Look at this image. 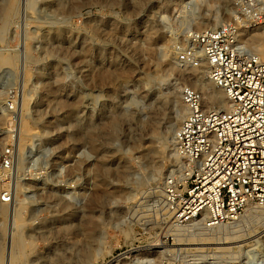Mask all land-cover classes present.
<instances>
[{
    "label": "rangeland",
    "instance_id": "rangeland-1",
    "mask_svg": "<svg viewBox=\"0 0 264 264\" xmlns=\"http://www.w3.org/2000/svg\"><path fill=\"white\" fill-rule=\"evenodd\" d=\"M231 1L214 29L226 24ZM218 12L215 0H0V264H244L186 252L146 258L149 249L195 247L177 244L202 232L189 228L177 241L163 214L171 215L169 193L182 188L171 135L188 113L180 119L183 91L203 103L184 74L200 65L191 36L208 31L200 20ZM247 49L264 57V41ZM174 87L179 107L151 123L152 103ZM23 120L33 132L20 148ZM92 197L100 201L91 205ZM260 209L247 205L222 226L258 232Z\"/></svg>",
    "mask_w": 264,
    "mask_h": 264
},
{
    "label": "built area",
    "instance_id": "built-area-1",
    "mask_svg": "<svg viewBox=\"0 0 264 264\" xmlns=\"http://www.w3.org/2000/svg\"><path fill=\"white\" fill-rule=\"evenodd\" d=\"M261 29L264 0H235L226 24L191 36L195 66L199 49L226 104L211 110L197 92L182 93L188 113L173 144L183 181L168 196L175 226L215 229L247 205L264 207V57L243 41ZM191 57L188 51L181 60Z\"/></svg>",
    "mask_w": 264,
    "mask_h": 264
},
{
    "label": "bare ground",
    "instance_id": "bare-ground-1",
    "mask_svg": "<svg viewBox=\"0 0 264 264\" xmlns=\"http://www.w3.org/2000/svg\"><path fill=\"white\" fill-rule=\"evenodd\" d=\"M218 5H219V12L213 15L210 18H202L199 23L201 27L214 29L216 28L220 20L223 16V13L228 6L231 5V0H215ZM12 12H7L6 16L11 17ZM153 28L151 27L150 30ZM154 32L152 31L148 35V40L153 39ZM243 41L245 42V46L249 48H255L257 49L258 47L261 46L262 42L264 41V29L258 30V31H253L246 33L244 35ZM200 59V65L197 68H187L184 71V74L187 78L190 80H194L195 84L201 91L202 97H203V104L204 107L207 109H217L219 107H222L226 104V98L225 94L215 87V85L212 83V81L209 78V68L207 62L204 60L202 55L199 56ZM169 65V64H168ZM180 88L174 87L171 89V92L169 94L160 99L156 100L152 103V107L149 110V119L151 123H156L160 116L163 115L166 109L171 107L172 105L177 106V94L179 92ZM179 107V104L178 106ZM180 119L183 120L185 117V114L187 113L186 107H179L178 109ZM121 117H116L113 118L107 125V135L109 136V139L114 138L117 130H118V124L120 122ZM33 130L26 124V122L23 120L21 123L20 129H19V147L22 148L24 144V136H28L32 134ZM175 136V132L172 133L171 135V143H172V152H173V157H174V169H177L179 166V162L176 158L175 154V149H174V144H173V139ZM90 138L95 140V134L91 133ZM151 153L149 149H143L141 151L142 156H147ZM104 166V165H102ZM101 171V169H100ZM102 173L106 174V170L101 171ZM89 204L93 205L96 204L100 201V199L96 197H92L89 199ZM163 203H164V209H167V205L165 203V200L163 198ZM22 208V205L20 206ZM259 215L264 216V207H261V209L257 212ZM164 217H167L170 221L172 218L170 217V211L163 214ZM17 219H18V212L15 210L14 213L9 217L10 221V226L12 227V230L14 231L17 228ZM91 221V220H90ZM91 228L89 229L90 235L95 232L97 226L96 223L91 221ZM189 228L191 229H196V230H202V232H196L189 234L188 241H192L188 244H177L178 246H195L191 247L188 249H174V248H169L165 249L163 251H156L154 249H149L146 251V258L152 257L155 255H158L159 253H168L171 254L173 252L179 253V252H186V254H191V253H201L202 255L207 254L208 256L206 257H211V256H218V258H236L240 262L242 261L244 264H257L260 262H257L259 258V253L261 254L263 262L264 263V227L260 231H242L239 229H234L235 227H228L226 225L220 226L215 229H209L205 230L204 227L202 226L201 223L194 222L188 226H175L172 224V229L171 232L173 233V236L177 238V241H186L183 240L182 233L185 230H188ZM263 233L262 235H259ZM13 235V234H12ZM259 235V236H258ZM251 240L250 242H248ZM205 246H213V247H205ZM88 252V251H87ZM85 257H89L87 255ZM257 258V259H255ZM10 261L12 262V256L9 257ZM257 260V261H254ZM153 261V259H145L143 262L144 264H149ZM260 261V260H259ZM9 263L8 259L6 258V264ZM5 264V263H4Z\"/></svg>",
    "mask_w": 264,
    "mask_h": 264
}]
</instances>
